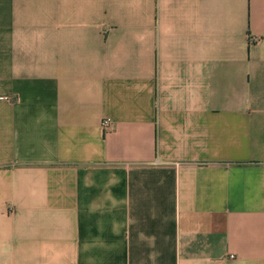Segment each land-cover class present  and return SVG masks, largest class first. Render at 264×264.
I'll return each instance as SVG.
<instances>
[{
	"label": "crops",
	"instance_id": "obj_1",
	"mask_svg": "<svg viewBox=\"0 0 264 264\" xmlns=\"http://www.w3.org/2000/svg\"><path fill=\"white\" fill-rule=\"evenodd\" d=\"M0 264H264V0H0Z\"/></svg>",
	"mask_w": 264,
	"mask_h": 264
},
{
	"label": "built area",
	"instance_id": "obj_2",
	"mask_svg": "<svg viewBox=\"0 0 264 264\" xmlns=\"http://www.w3.org/2000/svg\"><path fill=\"white\" fill-rule=\"evenodd\" d=\"M110 124H111V121H110L109 119H105V120H103V122H102V126H103V127H109ZM230 257H231V258H234V255H230Z\"/></svg>",
	"mask_w": 264,
	"mask_h": 264
}]
</instances>
